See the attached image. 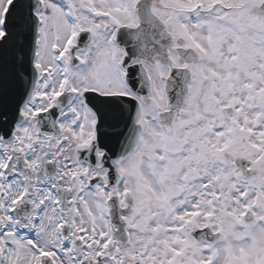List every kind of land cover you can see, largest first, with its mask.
Segmentation results:
<instances>
[{
	"label": "snow or ice",
	"instance_id": "1",
	"mask_svg": "<svg viewBox=\"0 0 264 264\" xmlns=\"http://www.w3.org/2000/svg\"><path fill=\"white\" fill-rule=\"evenodd\" d=\"M0 264H264V0H0Z\"/></svg>",
	"mask_w": 264,
	"mask_h": 264
}]
</instances>
